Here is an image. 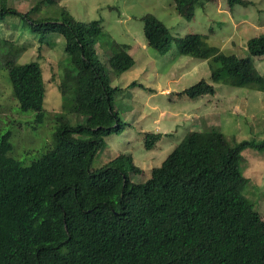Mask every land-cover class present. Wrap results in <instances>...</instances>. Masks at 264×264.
Returning a JSON list of instances; mask_svg holds the SVG:
<instances>
[{"label":"trees","instance_id":"trees-1","mask_svg":"<svg viewBox=\"0 0 264 264\" xmlns=\"http://www.w3.org/2000/svg\"><path fill=\"white\" fill-rule=\"evenodd\" d=\"M176 12L191 19L202 0H173ZM55 5L56 0H46ZM248 6L249 0H225ZM0 0V21L20 20L37 36H61L57 89L64 113H58L46 150L29 164L15 156L11 129L0 134V264H264V219L246 196L242 151L264 150V138L231 143L215 126L185 132L149 177L135 181L140 168L129 152H120L98 167L92 161L107 147V136L124 128L114 110L105 70L123 72L134 65L129 45L104 37L99 19L82 21L64 6L38 19ZM8 19V20H9ZM16 19V20H17ZM149 47L165 53L175 39L177 51L207 59L210 82L200 79L182 90L190 98L213 94L214 83L264 90V76L252 56H264V33L246 42L247 56L225 54L199 33L173 37L151 13L141 16ZM100 42L104 66L95 46ZM24 46L0 35V69L25 122L44 121L46 83L35 60L18 62ZM108 68V69H109ZM142 84L135 81L131 85ZM81 120V121H79ZM159 133L145 132L146 150Z\"/></svg>","mask_w":264,"mask_h":264},{"label":"rangeland","instance_id":"rangeland-1","mask_svg":"<svg viewBox=\"0 0 264 264\" xmlns=\"http://www.w3.org/2000/svg\"><path fill=\"white\" fill-rule=\"evenodd\" d=\"M249 1L248 6L235 4L229 8L225 0H202L191 19H185L176 12L173 0H56L55 5L64 6L78 20L99 19L104 29L102 40L128 44V52L134 58L130 69L117 72L106 63L105 68L100 42L95 46L99 61L108 70L110 84L121 88L113 96V106L125 124L119 135L107 136V147L95 155L93 168L117 153L129 152L140 168L138 174L131 173L130 177L143 181L149 177L150 168L161 163L185 132L206 126L218 128L232 144L264 138V90L214 83L213 94L195 98L182 94V90L200 79L210 82L211 56L207 60L182 55L177 51L175 39L165 53L157 52L147 45L141 20L142 15L151 13L167 26L174 38L199 33L218 51L243 57L248 55L247 40L264 33V0ZM5 3L23 13L33 7L29 12L33 19L55 13V5H48L46 0H5ZM8 19L7 23L0 21V35L24 46L18 62L37 61L46 83L44 121L38 128H31L25 122L34 113L19 109L7 72L0 69V127L9 124L13 154L26 165L46 150L54 116L65 111L57 89L59 64L64 58L63 42L54 33L46 34L38 42L37 36L21 30L20 20ZM252 62L264 76V56H252ZM133 81L142 87L128 86ZM9 127L0 128V134ZM145 132L161 136L150 150L143 147ZM242 155L240 166L249 180L245 195L255 202L264 219V150L246 148Z\"/></svg>","mask_w":264,"mask_h":264}]
</instances>
